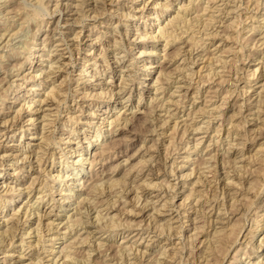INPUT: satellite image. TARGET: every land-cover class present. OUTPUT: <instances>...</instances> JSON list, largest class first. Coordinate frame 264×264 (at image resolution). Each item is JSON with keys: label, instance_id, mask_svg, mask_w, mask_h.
Segmentation results:
<instances>
[{"label": "rangeland", "instance_id": "rangeland-1", "mask_svg": "<svg viewBox=\"0 0 264 264\" xmlns=\"http://www.w3.org/2000/svg\"><path fill=\"white\" fill-rule=\"evenodd\" d=\"M29 1H32V2L30 3ZM41 1L45 3V5L43 3L41 4L40 3ZM44 1L43 0L37 1L38 5L40 4L39 6H37L36 0L35 1L34 0H23V1L22 0H0V3H1L0 4V36H1V32L2 33L6 32L4 35L5 37L4 36L0 37L2 38L0 39V90L3 89L0 91V94H1L0 95V104H1L0 105V123L3 122V120L12 119L13 117L14 118L19 117L20 121L26 119L25 116L32 113V111L29 109H32L33 105L37 104V102L43 98V93L48 91L52 84L58 85L61 81H63V78H64L63 76H66L64 80H66V82L68 83V84L66 83L68 86L66 85L67 88L65 89L63 93V98L61 99L58 106H55V104L54 105L51 104L52 107L51 105L49 106L45 105L47 108L45 113H47L48 117L46 116L44 121H43L41 114L36 116L37 119H35L33 124H30L28 126L29 129L26 130L23 134H20L21 132L19 130L20 129L19 126L21 122H18L17 126L15 127L16 130L10 133L3 134L0 131V146L2 147V149L0 150V155L7 154L8 156L7 159H4L2 162L0 159V178H2L0 179V218H1L0 227L3 225V221L5 220V218L9 217L12 214V212H14V210L17 209L19 205L23 206L27 202H29V204H33L36 200V196H37L36 191L38 189H41L43 187L44 189L45 188L50 189L52 185L55 184L52 190L56 191L55 192L56 194L58 188H64V186H62L64 182L62 181L59 184L56 181L57 177H55V175L58 174V172L61 170L62 171L70 170L72 166L76 165L74 160L78 154V153H70L68 152V150L74 149V148H78V149L83 148V147L85 148L87 146V143L89 141H92V139L94 138L92 136L94 133V130L98 128L103 133H106L107 135L103 141L98 142L99 144L106 143L112 138H114L116 142L119 143L117 145L116 151H108V154H106L105 159L101 160L100 162L96 164H93L92 166L93 167V177L95 178V175L100 176V178H102L105 181L104 182L102 179L98 181V184H100L98 185V187L99 189H101V191L99 190L101 194L99 195V198L100 199L103 198L102 200L104 203L107 202V204L100 202L104 206L100 204L99 209L102 208L101 213L105 215V217L112 215V213L113 214L116 213L115 216L117 217L114 216V220L117 219L118 221L116 223L115 222L116 220L115 221L113 220L116 223V224L114 223L115 225H113V227L106 226L107 228L100 229L99 227L96 226V224H99V223H97L94 218L96 214L95 210H90L86 212L83 209V214L81 213L82 219L83 220L89 219L88 220L89 223H92L94 226L83 228L82 226L78 225L74 227L68 226L69 229L66 228V231H69V234H67L66 236L68 239L71 236V234L72 235L74 234L75 236L76 231L80 233L82 232L84 233L85 231V234L88 235L87 241H84V243L79 244V245L77 244L71 249V250L74 249L76 254L74 253L73 258H72L73 260L71 259V261L67 262L66 264H74V263L81 264L82 262H83L82 264H91V263L92 264H95V263L96 264H113V263L114 264H126V263L133 264L132 261H135V260H137L138 262L141 261V263L142 262L145 263L146 260H150V264H152L153 263L152 261L156 259H160V260L162 259L161 264H164L165 262L163 261H165V259L168 258L167 256L168 253H171L174 251H175V253L173 254L174 261L172 263L175 264V262L178 261V258L181 255L180 252L178 253L176 252L177 251V249H175L176 247L178 248V246L183 244L184 251H186V254L189 253L191 249L192 241H191L190 235L193 232L192 231L193 225L189 224L190 222L189 217L191 218L195 217L194 207L196 205L194 204H196L195 198L197 197L198 193H194L190 198H187V199L184 197H186L188 194L189 188L191 187V182L197 179V177L202 182L200 181L201 184L199 183V185L198 184L194 185V187H196L197 189H200L199 190L200 194L204 191L203 194L205 195L206 193V197L204 195H203L204 197L203 196L201 197L202 198L208 197V200H209V201L207 200L208 202L205 205L206 207L205 209L207 210V208L209 207L208 203H211V202L212 204H214L213 205L214 208L212 209L211 213H209L210 216L208 213H207L208 215L206 214V210H205V213L204 211L201 212V213H204L203 215L204 218L201 217L202 219H200L199 217V219L204 221L206 225V226L204 225V227L207 232H205L204 235H202L199 240L205 239L206 237L207 239L204 240L205 243L201 242L203 245L200 244L199 240L196 241L195 242L196 246L194 247L195 250H197V248H204L208 245V243H210L209 233L213 231L214 227H212L211 225L209 226V224H212V220H215V218H217L215 216L217 215L216 212H219V217H221V220H223L224 222H228V223L227 224L222 223L223 221L219 220V221H216L217 223L215 226L219 228L220 226L226 224V226H228L227 228H229L228 230L231 231V232L228 230L227 232L225 231L226 233H224L225 235H223L221 242H220L222 243L221 246L225 245V247H227V244L229 245L230 243V242L228 243L227 241H229V239L231 241V239L233 238L231 236H235L236 235L235 233H238L240 229L241 231L236 237L237 238L236 241L231 245V247L226 249L227 252H225L224 247H223L224 249L220 247L222 251L218 250V254L215 253V256H214V252H217L216 249H218L219 247L215 248V250H213L214 252L212 251L213 253H211V256H210L212 258L210 263L211 264H228V261H231V258L237 249L238 252L234 256L235 259H233L231 264H264V240H262V237L264 236V217L262 218V215H261V213H264V210H263L264 209V187H263L264 186V155H263L264 154V150H263L264 149V106H263L264 105V92H263L264 88L263 90L262 88H259L260 85L264 83L263 81L264 79V69H263L264 68V54H263L264 53V46H263L264 45V11H263L264 10V0H255V1L254 0H231V1L224 0L223 4H221L222 1L221 2L219 1L216 3V5H214V6H217L214 9H218V10L213 11V15L215 16V18L213 19L215 20H213V23L211 22V24L203 23V21L205 22V18L207 15L202 16L203 15L202 8L207 6V4L213 5L214 2L208 1V0H194L195 2L194 4L196 5L198 4L197 5L198 8L196 7V5L193 4L194 8H192L191 11H189V13H186V15H187V18L191 19L192 21L191 23H194L193 25L196 26L197 24L196 27L193 26V28L195 29L194 38H195V41H197V43L195 42L194 44L195 46L192 45V48L188 45L187 42L183 43L184 45L182 44L183 40L187 39L186 35H187V32H190L189 30L183 34L182 39L171 41L169 44L166 45L165 49H164V45L166 42L165 39L167 40V38L165 37V35H162L161 33L158 32L157 26L162 25L163 23L165 24L168 21H170L171 18L175 15L174 13L181 10L179 6L182 3H187L189 0H158V1L156 0L157 2H159V4H155L154 3L155 0H116V2L115 0H111V1L104 0L105 4L107 3V8L109 7L108 8L109 11L108 10L104 11V14H106L104 17L105 19L104 23L100 22L99 20H96L95 22V20L92 18L93 17L92 15L95 13H93L92 10H88V3L90 2L89 3V6H90L93 0H44ZM60 2H63L66 4V7L63 6L62 10H59L55 7V3L57 4ZM83 2L84 3L86 2L85 5ZM144 3L146 4L144 5ZM163 3L165 4L163 5ZM166 4H169L168 10L165 9ZM41 5H43L45 8L43 6L42 8ZM79 5L82 6L83 11L86 13V14L83 13V17H81L82 15L80 16V14H82L81 13L82 11L79 10L80 9ZM98 5L100 6V4ZM19 6L20 8L18 9ZM24 6L26 7L24 8ZM38 7H41L42 9L40 8L38 10ZM134 7L136 8L137 11H133ZM137 8L138 9L142 8V11L141 12L138 11ZM17 10L18 11L20 10V11L17 12ZM24 10L26 11L28 10L27 11L28 15L24 13L26 12ZM96 10L98 11V9L95 8V11ZM99 10H102V9L99 8ZM153 10L161 11V15H160L161 17L158 20H153V17H152L153 14H149L150 16L149 15L147 16V13L149 11L153 12ZM36 11H37V16L35 18L31 17V13L36 12ZM59 13H60V18H61L60 26L59 28L51 32V29L53 27L52 21L53 19H56V17L59 16L58 15ZM91 13L93 14L91 15ZM132 13H136L134 18L131 16ZM22 18L25 20H22ZM31 18L32 20H30ZM36 20L38 22H36ZM159 22L160 24H158ZM203 25L205 26L203 27ZM18 28H19V31H18ZM15 29H17L19 33H17ZM118 30L119 31L121 30V31L119 32ZM179 31L181 30L179 29L178 32ZM11 32L13 34H11ZM14 32H15V35H14ZM218 32H220V35ZM9 34L11 35L6 37ZM61 34H63V36H61ZM86 34L88 35V37L84 38L83 40L86 43L83 42L77 45L78 42H75L77 40L75 38L76 37L79 38V36H84ZM76 35H79V36H76ZM60 39H63L65 42L68 41L67 43L70 46L69 48L72 50L71 52H69L68 49L64 47V45H57L56 47H54L55 46L54 44L61 41ZM31 40L33 42H31ZM115 42H118V43L120 42L119 44L121 45V48L116 50V52L126 50L124 52L119 53L120 55L124 53L125 56H122L123 58L120 57L119 54L117 55H118V58H121L120 62L124 61L123 62L124 66L122 67L123 68L122 70H125L124 73L129 74L127 75L128 77H126L127 79L120 80L121 77L119 74H120L121 68H118L119 66H117V63H114L115 61H113L114 59H112L111 53L108 54L109 56L107 57L108 59L106 58L107 59L106 61L99 62L98 60L101 57V54H98V53H101L107 49L108 50L112 49L114 47L113 44ZM178 44L182 46L181 47L182 53H180L174 59L176 61L172 59L170 62H167L168 58L167 57L165 58V56L162 54H165L166 52L167 53L173 52L176 46H179ZM228 47L230 51L228 50ZM11 48H13V50ZM55 48L57 49L54 50ZM183 48L185 51L183 50ZM226 48H227V51H225ZM230 48H232V50ZM140 49H144L145 52L141 54L142 56L140 55V57H138L139 56L138 50ZM233 49H235L236 51L235 50L233 51ZM31 50H37L38 51L37 53H41V50H42L44 52L42 54L43 56L39 54L40 57L38 58L36 56L32 57V55L29 53L31 52ZM59 55L61 56L60 57L61 59L62 58L64 59V61H68V62L71 61L70 62L71 64L67 65L66 67L63 66L59 68L56 72L51 73V75L48 78L44 79L45 78L44 74H46L49 71L50 69L49 64L50 62H52V61H49L48 58L54 57L56 59ZM94 56H96L97 58L99 57V58L97 59ZM163 56L164 58L162 59ZM68 57L71 60H69ZM91 57L97 60L96 65L92 64L91 59L90 61L84 62L85 59L91 58ZM142 57L145 58L146 63H151L153 61H156V62H153L154 65L155 64L156 65L149 69L150 74L147 76L143 75L145 70L140 68L141 62L139 61V58H142ZM82 58L84 60H82ZM182 58H185L184 59L185 64L183 66L184 70L178 69V72H177V68H175L176 67L175 65H177V63L180 64ZM226 59L228 63L226 62ZM190 61H191V64L189 63ZM106 63H108V65L110 66L109 70L106 67ZM127 63H128V67H126ZM16 64H19L22 67L19 69V65H16ZM31 65H36L35 67L37 68H34L31 74L29 75L28 74L29 66ZM161 65H162L163 73L164 72L168 73L167 71H169V74L167 75L173 74L172 76L169 77V80L168 79H165L166 81L164 80L163 77H165L166 74L161 76V80L156 79V77L160 73L159 68ZM181 65H183V63H181ZM53 66L55 67L56 65L53 64ZM256 66L258 68H255ZM190 69L192 72L190 71ZM188 72H190L192 75ZM33 74L35 77L33 76ZM156 80H159V82H157ZM37 81L38 82L40 81V84L34 85V83ZM218 81L220 84L218 83ZM62 83H65V81ZM117 87H119V90L121 91L122 96L121 94H119L118 96L117 95L110 96L111 92H115L116 90H118ZM186 87L189 90H186ZM33 88H36L35 93H32ZM86 91L90 93L88 94ZM225 91H228L229 93L227 92L228 94H226ZM256 91L257 92L260 91V93H257ZM97 92H99L100 94ZM87 94L90 96H88ZM222 94H223V97H222ZM227 95L229 96L227 97ZM32 98L35 99L34 100L35 103H33L30 106V108H27L26 105L32 103L31 102ZM260 98H262L263 100ZM260 103L262 105H260ZM219 106H222V107H219ZM17 109L19 110L17 111ZM17 112L19 114H17ZM107 114H108L109 119L114 117L116 114H120V115L122 114L120 117V122H122L124 116H126V118H129V119L126 122V125L115 126V128L113 127L112 129H115V130L111 129L113 131L112 133L106 132V130H108L113 125L111 124L108 126L107 122H104L102 120V117H104ZM170 114L171 115L173 114V115L170 117ZM73 115L76 117H81V118L76 119ZM46 121L47 122L49 121V123L50 122L51 123L49 124ZM162 121L166 123H163ZM44 122L46 123L44 124ZM146 130H149L150 132L149 131L147 132ZM33 134L34 135L36 134V135L34 136ZM41 136H45L47 138L50 137V138H48L47 144L45 142H41L43 147L41 146L39 148L38 142H40ZM142 143H143V146H141ZM151 143H154L156 146V151L154 153L155 155L154 158L156 160L154 159L152 161V163H154V169H155L153 173L154 172L156 173L157 171L158 172L154 175L149 174L147 177L149 179L152 178L153 181L156 180L157 183L159 182L158 187L161 185L160 187H162L163 190H164V187L167 185L166 186L167 188L165 187V190H164L165 192L163 195L166 197V199L168 200V203L170 204V208L172 209V212H173L171 215L173 216V218H170L171 216L169 214L170 210L168 212V210L164 208H161L159 210L161 213L158 212L157 214H155V216H153V218H151V214H154L156 210L153 208L155 210L154 211L150 205L148 208H145L144 210H142V212H138L139 211L138 209L140 206L139 207L135 206V202L133 201V197H132L134 196V192L127 194L125 196L124 199L125 200L127 199V203L125 205L123 204L122 200L116 202L114 204L116 209L106 216V214L103 213L106 210L103 208H106L105 206H108L109 204L111 206L112 201L116 199L115 196L116 197L119 196L121 191H123L125 187L127 188V186H128L127 189H131L132 187L134 189L135 185L136 184L138 185V182L140 184L142 180L146 177V173L148 171L145 170L146 167H144L143 164L145 161L144 159H146L148 156H145L147 151L145 150L144 147L151 145ZM24 146H25V150L21 149ZM34 151H38V153L42 155V158H41L42 161L40 162L41 163L40 166L38 165V163H36L37 162L36 157L35 159L33 157L35 155ZM232 151H234L235 153H232ZM19 152L30 153L31 155L30 160L21 161L20 159L17 160L15 157H12L14 154H17ZM188 154L190 155L189 160L186 161L187 160L186 157ZM260 154L262 157L260 156ZM226 156L228 158L230 156L231 161H235L236 163L235 162L228 163ZM261 159L263 160V162L261 161ZM197 160L198 162H200V164L196 162ZM225 160H226V164H225ZM204 163H206L207 165H204ZM233 163H235V165L237 164V166L241 165L240 168H241V173L243 174V176L241 175L242 177L240 176L239 179L234 178L236 183L233 184L234 185L233 188L238 187L237 188L238 190H236L237 194L241 192L240 193L241 195H238L237 198H241V196L244 195L242 197H245V198L241 200L240 204L238 203L239 204L238 207L239 209L241 208L240 209L241 212H242V208L246 210L247 216L244 215V217L242 218L240 216V213H235V215H233L231 219L229 218L228 220H225L223 219L225 217V215L223 214V211H224L223 209L224 207H229V203L231 202L230 200L231 197H229L230 195H227V193L226 194L221 193V188L223 187L222 185L224 181L222 178L223 176L222 173L226 171L228 172L231 170H232L230 172L231 174L232 172L233 173L237 172V168L234 165H232ZM200 167L202 168L200 169ZM205 167L207 168L206 170H208L207 172H205ZM79 170L84 175V178H86V179L83 178V180H87V181H85V184H84V187H82V190L78 192L77 195L74 197L76 201L80 200L79 198H81V196L86 195V192L84 193V189H86L89 186V182L92 180L91 179L92 177H90L92 173L89 172V165L87 162H85L82 167H79ZM129 170L132 172L130 173V175H127L128 176L127 177L125 174ZM45 172H47V174ZM182 173L184 174L186 173L188 175L185 178V180L187 181H185L184 178H180L179 175H181ZM135 175L138 177H136V179L132 181ZM34 176L36 177V180L32 186V192L29 193L27 187L29 186L30 180ZM87 177L88 178L90 177L91 180L88 181L89 179ZM111 179H117V180H112L116 182L118 181L116 185L117 187L114 186L116 189L114 188L110 189V187L108 188V184L111 181ZM121 179L124 181V183L125 182L126 183L124 184ZM106 180L109 181L108 184ZM183 182H185L184 187L181 188ZM119 183H120V186L118 185ZM131 184H132V187H131ZM11 185L13 186L12 189L9 188V186ZM214 186L215 187L217 186L216 191L218 193L216 192L217 193L216 201L213 202L212 200L213 197L212 196L210 197L209 195L213 193L212 191H213ZM70 188L76 191L80 188V185L74 184V186L71 185ZM156 188L154 189V192L149 193V194L145 192L143 193L140 192L139 194H137L140 196V201L138 202L137 205H142V202L145 200V198L147 200L149 198L152 200H155V198L153 197V194L156 193L157 191ZM168 188L170 190H168ZM111 190L112 191L114 190V191L112 192ZM116 191H118L119 194L118 193L115 194ZM131 194L133 195L131 196ZM14 195L16 198L15 199L16 202H13V204L10 207L7 206L6 207L7 210L3 211V206L7 205V202L5 201V199H8L9 197L14 196ZM58 197L59 195H55V198H58ZM39 201H40V208L42 209V211L43 210L47 211L50 209L51 207L50 204L52 202L51 201L48 202L46 197H44L43 201L39 199L36 202L39 203ZM178 202H181V203L184 202V204L179 205ZM133 203L134 205H132ZM220 203H221V206H220ZM76 205L77 203H75V205L73 204L74 208L72 205L71 207L67 205H62L61 207H57L56 205L52 206L51 213L57 214V216L52 215V218L58 217L60 219L62 218L64 219L66 215H68L67 213L71 214L72 211L74 212ZM70 209H73V210L70 211ZM183 210H186V211L184 212ZM252 210L253 211L256 210V213L253 214ZM128 211L129 212L134 211V212H131L132 213L131 215V213H129ZM127 213L129 214V216ZM134 213H136V215H133ZM85 214L87 216H85ZM226 214H229V213H226ZM103 215H101L102 216L101 221L103 220V223L100 222L101 225H104L105 220H106V218L103 219L104 217ZM249 216L251 219H248ZM253 216H255L256 219ZM208 218L209 220H207ZM140 219H143L140 221V224L144 223V225L142 224V226L146 227L148 225L147 227H149V230H152L153 228L155 232L157 231L156 233L158 235L156 236V238L155 236L151 237V240H149V242H148V239L147 240L144 239L141 241V244H136L137 245L136 246L135 244L132 243V240H133L132 238L134 237L130 238L131 237L130 233L132 232L131 231L132 229H130V227L127 225H128V221L130 222L131 220L138 221ZM243 219H244V223H243ZM58 220H55V222H57ZM125 220L127 224L125 223ZM255 220H256V223H255ZM33 221L34 219H32V222ZM205 221H207V223L209 221V223L207 224ZM93 222L94 223L96 222V223L94 224ZM118 222L119 224H122V225H117ZM155 223L157 225H155ZM199 223L201 224L202 222H199L198 220L197 224L199 225ZM229 223L231 224L229 225ZM233 223L235 225H233ZM123 224H126V227ZM25 226H27V223ZM250 226H251L250 230L252 231H250L248 234L246 232L249 231L247 229H249ZM230 227H232L233 230L230 229ZM236 228L238 229V231ZM1 229L2 228H0V230ZM105 229H108V230H105ZM159 229L162 231V233ZM167 229L169 230V232H167L168 231ZM61 231H63V229H61ZM234 231L235 233H233ZM228 232L230 233L229 235H228ZM244 233L246 234L247 237L245 236ZM226 234L228 235L227 237H226ZM106 235L111 236V238L107 240L106 243L111 244L113 247H111V250H103V251L97 250L95 247H96V242L100 239L99 236H106ZM47 238L48 236L46 235V231H44V232H41L40 239L42 240H40L38 244L35 243L37 237L33 235V233L31 234L30 238L27 236L24 238V243L22 242L20 243V241H18V234L14 237V240L12 241L11 244H9V242L6 239L5 248L8 250L6 253L10 252L11 255L8 256L4 254L2 250L0 249V264H3L1 263V260L3 258H5V264H13L14 262L16 264H19V263L28 264L29 262L36 261L38 257L40 256L41 257L43 256V264H50L52 261L48 260V257L50 256H47L48 252L45 251L44 248L53 250L55 254L57 255V250H59L61 246L66 242L62 238L55 239L50 242V240H48ZM245 239L246 241H244ZM247 240L249 241L251 240V241L247 242ZM223 241L226 243L223 244ZM146 242L148 243L147 249L145 248ZM178 242H181V244ZM129 244L131 245L133 244L134 246L129 251V253L132 252L134 256L132 254L127 253L129 249H122L123 250L122 251L120 250V248H117L119 246L123 247V245L127 246ZM43 246L44 248H42ZM163 246H166L165 250L168 251L165 254L160 253L163 251L162 250ZM135 247L141 249L142 251L144 248L146 250L144 253H142V255L141 253H138L137 255ZM20 250L25 254L20 256L19 258L18 255H20L19 254ZM85 251L86 253H88V256H86L87 254H85ZM89 252L91 253L89 254ZM223 252L225 253L223 254ZM220 254H223V255H220ZM155 255H158V256H155ZM75 257L78 258V260H76ZM17 260H20L21 262L19 261L17 262ZM213 260L215 262L220 260L221 262L218 261L215 263ZM181 264H199V263H197V260H194L193 263L190 262L189 260V261H186V263L183 262Z\"/></svg>", "mask_w": 264, "mask_h": 264}, {"label": "bare ground", "instance_id": "bare-ground-1", "mask_svg": "<svg viewBox=\"0 0 264 264\" xmlns=\"http://www.w3.org/2000/svg\"><path fill=\"white\" fill-rule=\"evenodd\" d=\"M23 1V0H22ZM35 1V0H34ZM37 1H40V0H36V3H37ZM44 1V0H43ZM111 1V0H110ZM109 1V2H110ZM158 1V0H157ZM156 0H155V4H159V2H157ZM208 1H212V2H214V4L213 5H208L207 3V6H205V7H203L202 8V11H203V15L202 16H205V15H207L206 16V18H205V22L203 21V23H206V24H211V22L213 23V20H215V19H213V18H215V16L213 15V11H217L218 9H214L215 7H217V6H214V5H216V3L217 2H221L222 1V3L221 4H223L224 3V0H208ZM231 1V0H230ZM255 1V0H254ZM18 2V1H17ZM30 3L32 2V1H29ZM44 2H46V1H44ZM66 2V1H65ZM113 2V1H112ZM115 2H116V0H115ZM120 2V1H119ZM148 2V1H147ZM6 3V2H5ZM41 4L43 3L42 1L40 2ZM84 3V2H83ZM86 3V2H85ZM85 3H84V5H85ZM90 3V2H89ZM89 3H88V10H92L93 11V13H95V14H93V13H91V15L93 16L92 18L95 20V22H96V20H99L100 22H105V19H104V17H105V15L106 14H104V11L105 10H108V8H107V3L105 4V1L103 0H93L92 2H91V4H90V6H89ZM195 2H194V0H189L187 3H182L180 6H179V8H181V10H179V11H177L176 13H174L175 15L171 18V20L170 21H168L167 23H163L162 25H159V26H157L158 27V32L159 33H161L162 35H165V37L167 38V40L165 39V45H164V49H165V47H166V45L167 44H169L171 41H176V40H180V39H182V36H183V34L186 32V31H189L190 30V32H187V35H186V38L187 39H184L183 40V42H182V44L183 43H188V45L192 48V45H194L195 44V42L197 43V41H195V34H194V32H195V29L193 28V26H195V25H193L194 23H191L192 21H191V19L190 18H187V15H186V13H189V11H191V9L192 8H194L193 7V4H194ZM233 3V2H232ZM231 3V4H232ZM1 4V3H0ZM22 4H24V3H22ZM25 4H26V2H25ZM44 5H45V3H43ZM79 4V3H78ZM77 4V5H78ZM80 4H82V3H80ZM98 4H100V6L98 5ZM146 3H144V5H145ZM150 4V3H149ZM165 3H163V5H164ZM239 4V3H238ZM244 4V3H243ZM246 4H247V2H246ZM254 4V3H253ZM257 4V3H256ZM40 5V4H39ZM38 5V3H37V6H39ZM194 5H196V4H194ZM198 5V4H197ZM197 5H196V7H197ZM262 5H263V3H262ZM18 6V5H17ZM22 6V5H21ZM27 6V5H26ZM26 6H24V8L26 7ZM29 6V5H28ZM43 5H41V7H42ZM63 6L64 7H66V4L65 3H63V2H60V3H55V7L57 8V9H59V10H62V8H63ZM244 6V5H243ZM255 6V5H254ZM36 7V6H35ZM41 7H38V10L41 8ZM44 7V6H43ZM42 7V8H43ZM48 7V6H47ZM47 7H46V9H47ZM79 7H80V9L79 10H81L82 12V14H80V16L81 17H83V13H85L84 11H83V9H82V6L81 5H79ZM142 7V6H141ZM144 7V6H143ZM20 8V6L18 7V9ZM34 8V7H33ZM41 8V9H42ZM45 8V7H44ZM95 8L96 9H98V11L96 10L95 11ZM99 8H101L102 10H99ZM198 8V7H197ZM223 8V7H222ZM233 8V7H232ZM14 9V8H13ZM17 9V8H16ZM29 9V8H28ZM31 9V8H30ZM65 9V8H64ZM112 9V8H111ZM134 10L133 11H137L136 10V8L134 7L133 8ZM138 9V8H137ZM166 10H168L169 9V4H166V8H165ZM220 9V8H219ZM246 9V8H245ZM8 10V9H7ZM44 10V9H43ZM42 10V11H43ZM147 10V9H146ZM231 10V9H230ZM235 10V9H234ZM233 10V11H234ZM256 10V9H255ZM6 11V10H5ZM10 11V10H9ZM20 11V10H19ZM18 10H17V12H19ZM22 11V10H21ZM24 11H26V10H24ZM28 11V10H27ZM27 11L26 12H24L25 14H27ZM30 11V10H29ZM33 11H35V10H33ZM95 11V12H94ZM109 11V10H108ZM138 11H142V8L141 9H138ZM229 11V10H228ZM246 11V10H245ZM252 11V10H251ZM264 11V10H263ZM39 12V11H38ZM45 12V11H44ZM87 12V11H86ZM119 12V11H118ZM166 12V11H165ZM181 12V13H180ZM235 12V11H234ZM4 13V12H3ZM9 13V12H8ZM12 13V12H11ZM16 13V12H15ZM41 13V12H40ZM198 13V12H197ZM218 13V12H217ZM223 13V12H222ZM237 13V12H236ZM18 14V13H17ZM42 14V13H41ZM40 14V15H41ZM86 14V13H85ZM110 14H112V13H110ZM135 14L136 13H132L131 14V16L134 18L135 17ZM149 14H153V20H158L161 16V11L160 10H153V12L151 11H149L148 13H147V16L149 15ZM253 14V13H252ZM7 15V14H6ZM11 15V14H10ZM15 15V14H14ZM28 15V14H27ZM59 16L58 17H56V19H53V21H52V24H53V27H52V29H51V32L52 31H54V30H56L57 28H59V26H60V23H61V18H60V13L58 14ZM77 15V14H76ZM88 15V14H87ZM91 15H90V17H91ZM163 15V14H162ZM12 16V15H11ZM17 16H19V15H17ZM24 16V15H23ZM37 16V11L36 12H32L31 13V17H33V18H35ZM150 16V15H149ZM196 16H198V15H196ZM246 16V15H245ZM252 16V15H251ZM8 17V16H7ZM22 17V16H21ZM27 17V16H26ZM39 17V16H38ZM44 17V16H43ZM121 17V16H120ZM126 17V16H125ZM140 17V16H139ZM225 17V16H224ZM24 18V17H23ZM22 18V20H25V19H23ZM28 18V17H27ZM30 18V17H29ZM41 18V17H40ZM112 18V17H111ZM192 18V17H191ZM196 18V17H195ZM234 18V17H233ZM238 18V17H237ZM247 18H249V17H247ZM253 18V17H252ZM8 19V18H7ZM80 19V18H79ZM217 19H218V17H217ZM216 19V20H217ZM262 19V18H261ZM2 20V19H1ZM6 20V19H5ZM4 20V21H5ZM30 20H32V18L30 19ZM33 20H35V19H33ZM194 20V19H193ZM251 20V19H250ZM20 21V20H19ZM29 21V20H28ZM40 21V20H39ZM201 21V20H200ZM233 21V20H232ZM242 21V20H241ZM10 22V21H9ZM26 22V21H25ZM30 22V21H29ZM36 22H38L37 20H36ZM41 22V21H40ZM120 22V21H119ZM166 22V21H165ZM197 22V21H196ZM220 22V21H219ZM224 22V21H223ZM244 22V21H243ZM24 23V22H23ZM227 23V22H226ZM234 23V22H233ZM238 23V22H237ZM2 24V23H1ZM127 24V23H126ZM158 24H160V22L158 23ZM157 24V25H158ZM205 24V25H206ZM215 24V23H214ZM221 24V23H220ZM20 25H22V24H20ZM83 25V24H82ZM92 25V24H91ZM205 25H203V27L205 26ZM254 25V24H253ZM257 25V24H256ZM7 26V25H6ZM5 26V27H6ZM137 26V25H136ZM139 26V25H138ZM196 26H197V24H196ZM195 26V27H196ZM207 26V25H206ZM209 26V25H208ZM238 26V25H237ZM255 26V25H254ZM11 27V26H10ZM12 27H13V25H12ZM11 27V28H12ZM19 27V26H18ZM21 27V26H20ZM27 27V26H26ZM117 27V26H116ZM129 27V26H128ZM201 27V26H200ZM232 27V26H231ZM16 28V27H15ZM134 28V27H133ZM145 28V27H144ZM202 28V27H201ZM208 28V27H207ZM237 28V27H236ZM4 29H6V28H4ZM21 29V28H20ZM181 30V31H179L178 32V30ZM223 29V28H222ZM224 29H225V27H224ZM227 29V28H226ZM229 29V28H228ZM13 30V29H12ZM16 31H17V29H15ZM60 30V29H59ZM90 30V29H89ZM117 30V29H116ZM245 30V29H244ZM4 31V30H3ZM18 31H19V28H18ZM17 31V33H19ZM32 31V30H31ZM119 31V30H118ZM121 31V30H120ZM119 31V32H120ZM222 31V30H221ZM13 32V31H12ZM11 32V34H13ZM27 32V31H26ZM90 32V31H89ZM103 32V31H102ZM210 32V31H209ZM6 33V32H5ZM5 33L3 32H1V36L0 37H3L4 35H5ZM8 33H10V32H8ZM17 33H16V35H17ZM46 33V32H45ZM80 33V32H79ZM143 33V32H142ZM199 33V32H198ZM219 33V35H220V32H218ZM245 33V32H244ZM11 34H9V35H7L6 37H8V36H10ZM89 34V33H88ZM124 34V33H123ZM204 34H206V33H204ZM216 34V33H215ZM14 35H15V32H14ZM31 35V34H30ZM134 35V34H133ZM148 35V34H147ZM197 35V34H196ZM208 35V34H207ZM214 35V34H213ZM222 35V34H221ZM13 36V35H12ZM61 36H63V34H61ZM73 36H75V35H73ZM72 36V37H73ZM76 36H79V35H76ZM153 36V35H152ZM205 36V35H204ZM210 36V35H209ZM5 37V36H4ZM65 37V36H64ZM88 37V35L86 34V35H84V36H79V38H75V39H77L75 42H78L77 43V45L78 44H80V43H83V42H85V41H83L84 40V38H87ZM138 37V36H137ZM155 37V36H154ZM208 37V36H207ZM223 37V36H222ZM225 37V36H224ZM18 38V37H17ZM134 38V37H133ZM164 38V37H163ZM233 38V37H232ZM0 39H2V38H0ZM5 39V38H4ZM90 39V38H89ZM119 39V38H118ZM126 39V38H125ZM155 39V38H154ZM234 39V38H233ZM248 39V38H247ZM7 40V39H6ZM27 40H29V39H27ZM35 40V39H34ZM57 40V39H56ZM61 41H59V42H57L56 44H54L55 46L54 47H56L57 45H64V47L65 48H67L68 49V51L69 52H71L72 50L69 48L70 46L68 45V41H64L63 39H60ZM249 40V39H248ZM252 40H254V39H252ZM261 40V39H260ZM5 41V40H4ZM118 41H120V40H118ZM199 41V40H198ZM31 42H33L32 40H31ZM246 42V41H245ZM262 42V41H261ZM3 43V42H2ZM7 43H8V41H7ZM27 43V42H26ZM70 43H71V41H70ZM86 43V42H85ZM118 42H115L113 45H114V47L112 48V49H107V50H104L103 52H101V53H98V54H101V57L98 59L96 56H94V57H96L98 60H99V62L100 61H102V62H104V61H106L108 58V54H110L111 53V55H112V59H114L113 61H115L114 63H117V66H119L118 68H121V70H120V80L121 79H127L126 77H128L127 75H129V74H127V73H124V71L125 70H122L123 68V66H124V64H123V62H120V59L121 58H118V55L117 54H119V53H121V52H124V51H126V50H123V51H118V52H116V50H118V49H120L121 48V45L118 43ZM164 43V42H163ZM199 43V42H198ZM240 43V42H239ZM252 43H254V42H252ZM241 44V43H240ZM250 44V43H249ZM43 45V44H42ZM89 45V44H88ZM179 45V44H178ZM184 45V44H183ZM229 45V44H228ZM246 45V44H245ZM5 46V45H4ZM29 46V45H28ZM195 46V45H194ZM233 46V45H232ZM241 46V45H240ZM264 46V45H263ZM6 47V46H5ZM30 47V46H29ZM78 47V46H77ZM182 46L181 45H179V46H176V48L173 50V52H171V53H167L166 51V53L165 54H162V55H164L165 56V58L167 57L168 59H167V62H170L172 59L174 60L180 53H182L181 52V50H182V48H181ZM18 48V47H17ZM58 48V47H57ZM57 48H55L54 50H56ZM81 48V47H80ZM108 48V47H107ZM130 48V47H129ZM186 48H188V47H186ZM241 48V47H240ZM239 48V49H240ZM12 50H13V48H11ZM21 49V48H20ZM28 49V48H27ZM123 49H125V48H123ZM225 49V48H224ZM231 50H232V48H230ZM7 50V49H6ZM11 50V51H12ZM16 50V49H15ZM19 50V49H18ZM23 50V49H22ZM21 50V51H22ZM77 50V49H76ZM75 50V51H76ZM129 50V49H128ZM183 50H184V48H183ZM207 50V49H206ZM228 50H229V47H228ZM235 49H233V51H234ZM241 50V49H240ZM10 51V50H9ZM25 51V50H24ZM78 51V50H77ZM161 51V50H160ZM185 51V50H184ZM208 51V50H207ZM225 51H227V48H226V50ZM230 51V50H229ZM236 51V50H235ZM15 52V51H14ZM38 51L37 50H31V52H29L31 55H32V57H34V56H36L37 58L38 57H40L39 56V54L41 55V56H43L42 54L44 53L42 50H41V53H37ZM145 52V50L144 49H140V50H138V53H139V56L138 57H140V55L142 54V53H144ZM170 52V51H169ZM189 52V51H188ZM200 52V51H199ZM213 52H214V50H213ZM223 52V51H222ZM221 52V53H222ZM11 53V52H10ZM9 53V54H10ZM17 53V52H16ZM27 53V52H26ZM190 53H191V51H190ZM201 53V52H200ZM208 53V52H207ZM230 53V52H229ZM18 54V53H17ZM72 54V53H71ZM133 54V53H132ZM189 54V53H188ZM264 54V53H263ZM262 54V55H263ZM3 55V54H2ZM1 55V56H2ZM95 55V54H94ZM120 55V54H119ZM207 55V54H206ZM10 56V55H9ZM21 56V55H20ZM24 56V55H23ZM70 56V55H69ZM122 56H125L124 55V53L122 54V55H120V57H122ZM142 56V55H141ZM164 56L162 57V59L164 58ZM208 56V55H207ZM248 56V55H247ZM5 57V56H4ZM61 56L59 55L56 59L54 58V57H50V58H48L49 59V61H52V62H50V64H49V67H50V69H49V71L46 73V74H44V79H46V78H48L50 75H51V73H53V72H56L59 68H61V67H66L67 65H69V64H71L70 62L71 61H64V59L62 58H60ZM202 57H204V56H202ZM213 57H214V55H213ZM215 57H217V56H215ZM229 57V56H228ZM227 57V58H228ZM2 58V57H1ZM69 58V57H68ZM107 58V59H106ZM123 58V57H122ZM262 58V57H261ZM30 59V58H29ZM61 59V60H60ZM90 59L92 60V64H94V65H96L97 63H96V59L95 58H93V57H91V58H87V59H83L82 58V60H84V62H87V61H90ZM116 59V60H115ZM184 59L185 58H182L181 59V63H183V65H181V63L179 64V63H177V65H175L176 67L175 68H177V72H178V69L179 70H182L183 69V66H184V64H185V62H184ZM215 59V58H214ZM229 59V58H228ZM3 60V59H2ZM27 60V59H26ZM69 60H71L70 58H69ZM132 60H133V58H132ZM196 60V59H195ZM208 60V59H207ZM216 60V59H215ZM218 60V59H217ZM219 60H220V58H219ZM222 60V59H221ZM231 60V59H230ZM109 61V60H108ZM139 61L141 62V64H140V68H142L143 70H145V72L143 73V75L144 76H147V75H149L150 74V72H149V69L150 68H152V67H154L155 65H154V63L153 62H156V61H153V62H151V63H146L145 62V58L144 57H142V58H139ZM166 61V60H165ZM174 61H176V60H174ZM214 61V60H213ZM234 61V60H233ZM139 62V63H140ZM193 62V61H192ZM195 62V61H194ZM226 62H227V59H226ZM226 62H224V63H226ZM57 63V64H56ZM134 63V62H133ZM190 64H191V61L189 62ZM215 63V62H214ZM217 63V62H216ZM221 63V62H220ZM228 63V62H227ZM53 64L54 65H56L55 67L53 66ZM84 64H86V63H84ZM84 64H83V66H84ZM103 64V63H102ZM189 64V65H190ZM193 64V63H192ZM218 64V63H217ZM16 65H19V64H16ZM131 65V64H130ZM134 65V64H133ZM132 65V66H133ZM182 67H181V66ZM221 65V64H220ZM224 65V64H223ZM36 65H31V66H29V72H28V74L30 75L31 74V72H32V70L34 69V68H37V67H35ZM206 66V65H205ZM211 66V65H210ZM214 66V65H213ZM259 66V65H258ZM4 67V66H3ZM6 67V66H5ZM17 67V66H16ZM15 67V68H16ZM22 66H20L19 65V69L21 68ZM82 67V66H81ZM106 67H107V69L109 70V68H110V66L108 65V63H106ZM126 67H128V63H127V65H126ZM134 67V66H133ZM178 67H180V68H178ZM164 68H165V66H164ZM163 68V69H164ZM202 68V67H201ZM235 68V67H234ZM239 68V67H238ZM255 68H258L257 66L255 67ZM40 69V68H39ZM125 69V68H124ZM160 73H159V75L156 77V79H160L161 80V76L162 75H165L166 74V76L165 77H163L164 78V80L165 79H168L169 80V77L170 76H172V75H167V74H169V71H167L168 73H163L162 72V65L160 66ZM211 69V68H210ZM223 69H224V67H223ZM260 69V68H259ZM264 69V68H263ZM9 70V69H8ZM7 70V71H8ZM18 70V69H17ZM43 70V69H42ZM45 70V69H44ZM171 70V69H170ZM176 70V69H175ZM184 70V69H183ZM195 70V69H194ZM198 70V69H197ZM217 70V69H216ZM234 70V69H233ZM236 70V69H235ZM258 70V69H257ZM11 71V70H10ZM9 71V72H10ZM13 71V70H12ZM47 71V70H46ZM68 71V70H67ZM190 71H191V69H190ZM230 71V70H229ZM253 71V70H252ZM252 71H250V72H252ZM255 71V70H254ZM262 71V70H261ZM19 72V71H18ZM42 72V71H41ZM129 72V71H128ZM192 72V71H191ZM212 72V71H211ZM259 72V71H258ZM136 73V72H135ZM188 73H190V72H188ZM210 73V72H209ZM224 73H225V71H224ZM227 73V72H226ZM229 73V72H228ZM254 73V72H253ZM8 74V73H7ZM37 74H38V72H37ZM36 74V75H37ZM41 74V73H40ZM39 74V75H40ZM183 74H185V73H183ZM187 74V73H186ZM191 74V73H190ZM197 74V73H196ZM215 74V73H214ZM220 74V73H219ZM251 74V73H250ZM18 75V74H17ZM132 75V74H131ZM130 75V76H131ZM192 75V74H191ZM191 75H189V76H191ZM241 75V74H240ZM245 75H247V74H245ZM262 75V74H261ZM5 76V75H4ZM7 76V75H6ZM16 76V75H15ZM33 76H34V74H33ZM32 76V77H33ZM42 76V75H41ZM79 76V75H78ZM133 76V75H132ZM140 76V75H139ZM143 76V77H144ZM208 76V75H207ZM206 76V77H207ZM254 76V75H253ZM24 77V76H23ZM31 77V76H30ZM35 77V76H34ZM64 78H63V81H61L58 85H51V87H50V89L48 90V91H46V92H44L43 93V98L42 99H40L38 102H37V104H34L33 105V107H32V109H29V110H31L32 111V113L31 114H28V115H26L25 117H26V119H24V120H19V117H17V118H12V119H6V120H3V122H1L0 123V131L3 133V134H7V133H10V132H12V131H14V130H16V126H17V124H18V122H21V124H20V126H19V130H20V134H23L26 130H28L29 129V125L30 124H33L34 123V121H35V119H37V117L36 116H38V115H40L41 114V116H42V118H43V121H44V119H45V117L47 116L48 117V115H47V113H45V111H46V106L48 105H54L55 104V106H58V104L60 103V101H61V99L63 98V93H64V91H65V89L67 88V82H66V80H64L65 79V77L66 76H63ZM77 77V76H76ZM234 77V76H233ZM243 77V76H242ZM259 77V76H258ZM2 78V77H1ZM25 78H27V77H25ZM186 78V77H185ZM190 78V77H189ZM221 78V77H220ZM224 78V77H223ZM227 78V77H226ZM250 78V77H249ZM257 78V77H256ZM70 79V78H69ZM137 79V78H136ZM206 79H208V78H206ZM225 79V78H224ZM223 79V80H224ZM253 79V78H252ZM72 80H74V79H72ZM130 80V79H129ZM163 80V81H164ZM167 80V81H168ZM188 80V79H187ZM194 80H196V79H194ZM216 80V79H215ZM219 80V79H218ZM222 80V81H223ZM241 80V79H240ZM249 80V79H248ZM2 81V80H1ZM65 81V83H62V82H64ZM157 82H159V80H156ZM155 81V82H156ZM166 81V80H165ZM164 81V82H165ZM200 81V80H199ZM205 81V80H204ZM206 81H208V80H206ZM225 81V80H224ZM243 81V80H242ZM245 81V80H244ZM263 81H264V79H263ZM8 82V81H7ZM120 82V81H119ZM122 82V81H121ZM23 83V82H22ZM67 83V84H66ZM183 83V82H182ZM205 83V82H204ZM212 83V82H211ZM218 83H219V81H218ZM33 84V83H32ZM40 84V81L38 82H35L34 83V85H39ZM220 84V83H219ZM223 84V83H222ZM67 85V86H66ZM118 85V84H117ZM177 85V84H176ZM190 85V84H189ZM255 85V84H254ZM257 85V84H256ZM22 86V85H21ZM80 86V85H79ZM180 86V85H179ZM196 86V85H195ZM121 87V86H120ZM181 87V86H180ZM214 87V86H213ZM247 87V86H246ZM109 88V87H108ZM118 88V90H116L115 92H111V94H110V96L111 95H119V94H121V91L119 90V87H117ZM116 88V89H117ZM177 88V87H176ZM259 88H262V90H263V88H264V83H262L261 85H260V87ZM31 89V88H30ZM36 88H33V92L32 93H35L36 92V90H35ZM161 89V88H160ZM165 89V88H164ZM213 89V88H212ZM239 89V88H238ZM241 89V88H240ZM1 90H3V89H1ZM0 90V91H1ZM38 90V89H37ZM107 90V89H106ZM156 90V89H155ZM185 90V89H184ZM186 90H189L187 87H186ZM195 90V89H194ZM207 90H209V89H207ZM216 90V89H215ZM224 90V89H223ZM236 90V89H235ZM41 91V90H40ZM100 91V90H99ZM109 91V90H108ZM112 91V90H111ZM260 91H261V89H260ZM260 91L259 92H257V93H260ZM87 92V91H86ZM102 92V91H101ZM206 92V91H205ZM212 92V91H211ZM226 92V94H228L229 92L228 91H225ZM228 92V93H227ZM255 92V93H256ZM264 92V91H263ZM3 93V92H2ZM12 93V92H11ZM88 93V92H87ZM90 93V92H89ZM88 93V94H89ZM97 93H99V92H97ZM109 93V92H108ZM219 93V92H218ZM38 94V93H37ZM83 94V93H82ZM81 94V95H82ZM87 94V95H88ZM100 94V93H99ZM98 94V95H99ZM183 94H184V92H183ZM205 94V93H204ZM1 95V94H0ZM101 95H102V93H101ZM185 95H186V93H185ZM213 95H214V93H213ZM217 95V94H216ZM237 95V94H236ZM235 95V96H236ZM262 95V94H261ZM3 96V95H2ZM88 96H90V95H88ZM121 96H122V94H121ZM162 96V95H161ZM181 96V95H180ZM193 96H194V94H193ZM196 96V95H195ZM204 96V95H203ZM229 95H227V97H228ZM234 96V97H235ZM242 96V95H241ZM254 96V95H253ZM65 97H66V95H65ZM82 97V96H81ZM154 97V96H153ZM156 97V96H155ZM165 97V96H164ZM222 97H223V94H222ZM169 98V97H168ZM199 98V97H198ZM7 99V98H6ZM139 99H140V97H139ZM184 99V98H183ZM192 99V98H191ZM205 99V98H204ZM222 99V98H221ZM220 99V100H221ZM260 99H262V98H260ZM30 100V99H29ZM35 99H31V102L32 103H30V104H28V105H26L27 106V108H30V106L33 104V103H35V101H34ZM64 100V99H63ZM62 100V101H63ZM169 100V99H168ZM175 100V99H174ZM263 100V99H262ZM261 100V101H262ZM167 101V100H166ZM171 102H172V100H171ZM219 102V101H218ZM256 102H258V101H256ZM158 103V102H157ZM174 103V102H173ZM203 103V102H202ZM207 103V102H206ZM219 104V103H218ZM258 104V103H257ZM1 105V104H0ZM46 105V106H45ZM52 105H51V107H52ZM158 105V104H157ZM161 105V104H160ZM260 105H262L261 103H260ZM21 106V105H20ZM24 106V105H23ZM45 106V107H44ZM202 106V105H201ZM264 106V105H263ZM50 107V108H51ZM157 107V106H156ZM205 107V106H204ZM219 107H222V106H219ZM5 108V107H4ZM113 108H115V107H113ZM208 108V107H207ZM214 108V107H213ZM52 109V108H51ZM152 109V108H151ZM150 109V110H151ZM19 109H17V111H18ZM154 110V109H153ZM180 110H181V108H180ZM251 110V109H250ZM254 110H256V109H254ZM163 111V110H162ZM193 111V110H192ZM194 111H196V110H194ZM259 111V110H258ZM48 112V111H47ZM150 112V111H149ZM220 112V111H219ZM124 113V112H123ZM132 113V112H131ZM152 113V112H151ZM175 113V112H174ZM17 114H19L18 112H17ZM49 114V113H48ZM51 114V113H50ZM55 114V113H54ZM89 114V113H88ZM90 114H91V112H90ZM95 114V113H94ZM93 114V115H94ZM194 114V113H193ZM198 114V113H197ZM202 114V113H201ZM241 114V113H240ZM21 115V114H20ZM122 115V114H121ZM121 115L120 114H116L114 117H112L111 119H109L108 118V114L107 115H105L104 117H102V120L104 121V122H107V124H108V126L109 125H111V124H113L108 130H106V132H113L112 130H115V129H112L113 127L115 128V126H119V125H126V122L128 121V119L129 118H126V116H124L123 117V120H122V122H120V117H121ZM173 115V114H172ZM171 114H170V117L172 116ZM195 115V114H194ZM256 115H258V114H256ZM18 116V115H17ZM74 116V115H73ZM97 116V115H96ZM112 116V115H111ZM200 116V115H199ZM242 116H244V115H242ZM76 119L77 118H81V117H76V116H74ZM74 117H73V119H74ZM101 117V116H100ZM130 117V116H129ZM155 117V116H154ZM164 117V116H163ZM169 117V118H170ZM47 119V118H46ZM58 119V118H57ZM101 119V118H100ZM151 119V118H150ZM189 119V118H188ZM227 119V118H226ZM19 120V121H18ZM40 120V119H39ZM146 120H148V119H146ZM214 120V119H213ZM228 120V119H227ZM230 120V119H229ZM90 121V120H89ZM100 121V120H99ZM102 121V122H103ZM167 121H168V119H167ZM205 121V120H204ZM47 122V121H46ZM46 122H44V124L46 123ZM92 122V121H91ZM163 122V121H162ZM227 122V121H226ZM47 123H49V121L47 122ZM51 123V122H50ZM49 123V124H50ZM53 123V122H52ZM141 123V122H140ZM163 123H166V122H163ZM181 123V122H180ZM186 123H188V122H186ZM209 123V122H208ZM220 123V122H219ZM43 124V125H44ZM99 124V123H98ZM106 124V125H107ZM142 124V123H141ZM150 124V123H149ZM175 124V123H174ZM218 124V123H217ZM245 124V123H244ZM101 125V124H100ZM104 125V124H103ZM162 125V124H161ZM172 125V124H171ZM188 125V124H187ZM202 125V124H201ZM207 125V124H206ZM230 125V124H229ZM243 125V124H242ZM32 126V125H31ZM145 126V125H144ZM157 126V125H156ZM225 126V125H224ZM44 127V126H43ZM147 127V126H146ZM169 127V126H168ZM175 127V126H174ZM184 127V126H183ZM182 127V128H183ZM195 127V126H194ZM227 127V126H226ZM235 127H236V125H235ZM172 128V127H171ZM190 128V127H189ZM205 128V127H204ZM216 128V127H215ZM230 128V127H229ZM112 129V130H111ZM174 129V128H173ZM193 129V128H192ZM196 129V128H195ZM201 129V128H200ZM199 129V130H200ZM208 129V128H207ZM245 129V128H244ZM111 130V131H110ZM117 130V129H116ZM150 130V129H149ZM149 130H146L147 132L149 131ZM203 130V129H202ZM155 131V130H154ZM171 131V130H170ZM169 131V132H170ZM180 131V130H179ZM42 132V131H41ZM105 132V131H104ZM150 132V131H149ZM151 132H153V131H151ZM186 132V131H185ZM247 132V131H246ZM146 133V132H145ZM176 133V132H175ZM183 133V132H182ZM181 133V134H182ZM41 134H43V133H41ZM158 134H160V133H158ZM192 134V133H191ZM243 134V133H242ZM247 134V133H246ZM34 135V134H33ZM36 135V134H35ZM34 135V136H35ZM174 135V134H173ZM173 135H172V137H173ZM238 135V134H237ZM33 136V137H34ZM52 136V135H51ZM94 138L92 139V141H89L88 143H87V146L84 148H74V149H69L68 150V152H70V153H78L77 154V157L75 158V160H74V162L76 163V165H74V166H72L71 168H70V170H66V171H59L58 172V174H56L55 175V177H57V182L60 184L62 181L64 182L63 183V185L62 186H64V188H58V190H57V193L55 194V192L56 191H53L52 189L54 188V185H52V187L50 188V189H44V187L43 188H41V189H38L37 191H36V193H37V196H36V200H35V202L33 203V204H29V202H27L26 204H24L23 206H21V205H19L18 207H17V209H15L14 210V212H12V214L9 216V217H6L5 218V220L3 221V225L0 227V228H2L1 230H0V249L2 250V252L4 253V254H6V255H8V256H10L11 255V253L9 254V253H6L8 250L5 248V245H6V239H7V241L9 242V244H11L12 243V241L14 240V237L18 234V241H20V243L22 242V243H24V238L27 236V237H29L30 238V236H31V234L33 233V235H35L36 237H37V239H36V244H38V242L40 241V240H42V239H40L41 238V232H44V231H46V235L48 236V240H50V242L52 241V240H55V239H59V238H62V239H64V241L66 242V243H64L62 246H61V248L59 249V250H57V255L55 254V252L53 251V250H50V249H45L44 248V246L42 247V248H44V250L45 251H47L48 252V254H47V256H50V257H48V260L50 261H52L50 264H66L67 262H69V261H71V259L73 258V254L75 253L76 254V252L74 251V249L73 250H71L75 245H79V244H82V243H84V241H87V237H88V235H86L85 234V231H84V233L82 232V233H80V232H78V231H76V235L74 236V234L72 235L71 233V236L69 237V239L66 237L67 236V234H69V231H66V228H68V226H71V227H74V226H78V225H80V226H82L83 228H86V227H91V226H94L92 223H89V219L87 220H83L82 219V214H83V209H84V211H90V210H95V212H96V214H95V220H96V222L97 223H99V224H96V226L97 227H99L100 229L102 228V229H104V228H107L106 226H112L113 227V225H115L116 223H117V219H115L114 220V216L116 215V213L115 214H113L112 213V215H109L113 210H115L116 209V207H115V203L116 202H118V201H121L122 200V202H123V204L125 205L126 203H127V199L125 200L124 198H125V196L127 195V194H130V193H132V192H134V196H132L133 194H131V196L133 197V201L135 202V206H140L139 207V211L138 212H142V210H144L145 208H148L149 207V205L151 206V208L155 211V213L154 214H151V218H153V216H155V214H157L158 212H160L159 210L161 209V208H164V209H167L168 210V212H169V210H170V215L173 213L172 212V209L170 208V204L168 203V200L166 199V197L163 195L164 194V190H165V187L167 186L166 184V186L164 187V190L162 189V187H158V183L156 182V180L155 181H153L152 180V178L151 179H149L147 176L149 175V174H151V175H154V174H156L155 172L153 173V171L155 170L154 169V163H152V161L155 159L154 158V153H155V151H156V146H155V144L154 143H151V145H149V146H145L144 148H145V150L147 151V153H146V155L145 156H148L146 159H144L145 161H144V164H143V166L144 167H146V171H148L147 173H146V177L142 180V182L139 184V182H138V185L136 186L135 184H133V185H135V187H134V189H133V187H132V184H131V189H127L128 188V186H127V188L125 187L124 188V190L123 191H121V193L119 194L118 193V191H116V193L115 194H119V196H115V198L116 199H112L113 201H112V203H111V206H110V204H109V202H108V206H105L106 208H103V209H105L106 211L105 212H103V213H105L106 214V216L107 215H109V216H107V217H105V215H103L102 213H101V209H99V205L101 204L100 202H103V198L102 199H100L99 198V195H101L100 194V191H101V189H99V187H98V185H100V184H98V181L99 180H101L102 178H100V176H96L95 175V178L93 177V164H96V163H98V162H100L101 160H103V159H105V156H106V154H108V151H116V148H117V145L119 144V143H117L116 142V140L114 139V138H112V139H110L108 142H106V143H101V144H99L98 142H100V141H103L104 140V138H106V133H103L100 129H98V128H96L95 130H94V133H93V135H92ZM114 136V135H113ZM235 136V135H234ZM37 137V136H36ZM241 137V136H240ZM48 138H50V137H48ZM48 138L47 137H45V136H41L40 137V142H38V147L40 148L41 146H42V144H41V142H45L46 144L48 143L47 141H48ZM68 138V137H67ZM131 138V137H130ZM156 138V137H155ZM171 139V138H170ZM85 140V139H84ZM153 140V139H152ZM69 141V140H68ZM169 141V140H168ZM192 141V140H191ZM240 141V140H239ZM152 142V141H151ZM174 142V141H173ZM183 142V141H182ZM198 142V141H197ZM196 142V143H197ZM209 142V141H208ZM241 142V141H240ZM243 142V141H242ZM28 143V142H27ZM51 143V142H50ZM194 143V142H193ZM199 143V142H198ZM190 144V143H189ZM216 144V143H215ZM228 144V143H227ZM27 145V144H26ZM187 145V144H186ZM195 145V144H194ZM61 146V145H60ZM141 146H143V143L141 144ZM43 147V146H42ZM147 147V148H146ZM168 147V146H167ZM143 148V149H144ZM158 148V147H157ZM203 148V147H202ZM230 148H232V147H230ZM229 148V149H230ZM2 149V147L0 146V150ZM21 149H24L25 150V146L23 147V148H21ZM20 149V150H21ZM174 149V148H173ZM184 149V148H183ZM193 149H195V148H193ZM261 149H263V148H261ZM260 149V150H261ZM38 150V149H37ZM172 150V149H171ZM188 150V149H187ZM191 150V149H190ZM258 150V149H257ZM264 150V149H263ZM137 151V150H136ZM46 152V151H45ZM64 152V151H63ZM34 153H35V155L33 156L34 157V159H35V157H36V160H37V162L36 163H38V165L40 166L41 165V158H42V155H40L39 153H38V151H34ZM111 153V152H110ZM144 153V152H143ZM232 153H235L234 151H232ZM262 153V152H261ZM69 154V153H68ZM167 154V153H166ZM211 154V153H210ZM72 155V154H71ZM144 155V154H143ZM207 155V154H206ZM205 155V156H206ZM230 155V154H229ZM234 155V154H233ZM264 155V154H263ZM54 156V155H53ZM109 156V155H108ZM165 156V155H164ZM189 154L187 155V160L186 161H188L189 160ZM231 156V155H230ZM229 156V158L227 157V162L229 163H232V162H235V161H231V157ZM260 156H261V154H260ZM7 154H1L0 155V159H1V162L4 160V159H7ZM12 157H15L17 160H21V161H29L30 160V157H31V155H30V153H24V152H19V153H17V154H14ZM208 157V156H207ZM241 157V156H240ZM240 157H239V159H240ZM262 157V156H261ZM164 158V157H163ZM185 158V159H186ZM210 158V157H209ZM166 159V158H165ZM197 159V158H196ZM234 159V158H233ZM260 159V158H259ZM156 160V159H155ZM143 161V160H142ZM141 161V162H142ZM147 161V162H146ZM163 161V160H162ZM260 161V160H259ZM261 161L263 162V160L261 159ZM31 162V161H30ZM85 162H87L88 163V165H89V172L90 173H92V175L90 176V177H92L91 179H90V177L88 178L89 180L88 181H90L89 182V186L86 188V189H84V193L86 192V195H83V196H81V198H79L80 200H78V201H76V199H74V197L77 195V193L78 192H80L81 190H82V187H84V184H85V181H87V180H83V178H84V175L80 172V170H79V167H82L83 166V164L85 163ZM140 162V163H141ZM193 162V161H192ZM196 162H198V160L196 161ZM120 163V162H119ZM199 164H200V162H198ZM202 163V162H201ZM236 163V162H235ZM235 163H233L232 165H234L236 168H237V172H235V173H233L232 172V174L230 173L231 171H226V172H224V173H222L223 174V176H222V178H223V187L221 188V193L222 194H226L227 193V195H230L229 197H231L230 198V200H231V202L229 203V207H224V211H223V214L225 215V217L223 218V219H225V220H228L229 218L231 219L232 218V216L233 215H235V213H240V216L243 218L244 217V215H246V213H247V211L246 210H244L243 208H242V212L240 211V209H239V207H238V205L241 203V200L243 199V198H245V197H242V196H244V195H242L241 196V198H237V196L238 195H241L240 193L241 192H239V194H237V191L236 190H238L237 188H233L234 187V185L233 184H235L236 183V181L234 180V178L236 179H239L240 178V176L242 175L243 176V174L241 173V168H240V166L241 165H239V166H237V164L235 165ZM11 164V163H10ZM165 164V163H164ZM203 164V163H202ZM225 164H226V160H225ZM172 165H174V164H172ZM183 165V164H182ZM198 165V164H197ZM204 165H207L206 163H204ZM66 166V165H65ZM68 166V165H67ZM156 166V165H155ZM159 166V165H158ZM212 166V165H211ZM218 166V165H217ZM224 166V165H223ZM87 167V166H86ZM179 167H180V165H179ZM231 167H233V166H231ZM235 167H234V169H235ZM156 168V167H155ZM171 168V167H170ZM183 168V167H182ZM198 168V167H197ZM202 167H200V169H201ZM141 169V168H140ZM192 169V168H191ZM196 169V168H195ZM204 169V168H203ZM207 168L205 167V172H207L208 170H206ZM233 169V168H232ZM258 169V168H257ZM39 170V169H38ZM168 170H169V168H168ZM171 170V169H170ZM126 171V170H125ZM124 171V172H125ZM136 171V170H135ZM173 171V170H172ZM202 171V170H201ZM204 171V170H203ZM236 171V170H235ZM238 171H240V172H238ZM39 172V171H38ZM40 172H41V170H40ZM51 172V171H50ZM132 171H127L126 172V176L127 175H130V173H131ZM174 172V171H173ZM181 172V171H180ZM192 172V171H191ZM191 172H190V174H191ZM46 174H47V172H45ZM95 173V172H94ZM111 173V172H110ZM167 173V172H166ZM165 173V174H166ZM189 173V172H188ZM196 173V172H195ZM198 173V172H197ZM201 173V172H200ZM55 174V173H54ZM89 174V173H88ZM87 174V175H88ZM138 174V173H137ZM202 174V173H201ZM45 175V174H44ZM50 175H52V174H50ZM98 175V174H97ZM124 175V176H125ZM204 175H205V173H204ZM125 176V177H126ZM180 176V178H184V180H185V178L188 176L186 173L184 174V173H182L181 175H179ZM241 176V177H242ZM51 177H53V176H51ZM128 177V176H127ZM136 177H138V176H134V179L132 180V181H134L135 179H136ZM214 177V176H213ZM111 178V177H110ZM164 178V177H163ZM216 178V177H215ZM0 179H2V178H0ZM45 179V178H44ZM84 179H86V178H84ZM35 180H36V177L34 176L31 180H30V183H29V186L27 187L28 188V191H29V193H31L32 192V186H33V184H34V182H35ZM103 180V179H102ZM107 180H109V179H107ZM106 180V181H107ZM112 180H117V179H111V181L109 182V181H107V184H108V182H109V184H108V188L110 187V189H112V188H114V189H116L114 186H116L117 185V183H118V181L116 182V181H112ZM122 180V179H121ZM210 180V179H209ZM208 180V181H209ZM4 181H6V180H4ZM4 181H2V182H4ZM104 181V180H103ZM120 181V180H119ZM123 181V180H122ZM163 181V180H162ZM185 181H187V180H185ZM200 181L201 180H199V178L197 177V179H195V180H193L192 182H191V187L189 188V191H188V194H187V196L186 197H184V198H190L194 193H198V195H197V197L195 198L196 200V204H194V205H196L194 208V211H195V217L194 218H191V217H189V224H192L193 225V232L191 233V235H190V238H191V241H192V245H191V249H190V251H189V253H187L186 254V251H184V245L183 244H181V242H178V243H180L181 245L180 246H178V248L176 247L175 249H177V253L178 252H180V256H179V258H178V261L177 262H175V264H181V263H183V262H185L186 263V261H189L190 260V262H194V260H197V263H199V264H211L210 263V261H211V253H213L214 251L213 250H215V248H218V249H216V251L217 252H214V256H215V253H217L218 254V250L220 251L221 250V248L222 249H224L225 248V252H227V250L226 249H228L229 247H231V245L236 241V237L238 236V234L240 233V231H241V229L238 231V227L236 228L237 229V231H238V233H235V231L233 232V233H235L234 235L235 236H231V237H233L232 239H231V241H230V239H229V241H227L228 243H229V245L227 244V247H225V245H223V246H221L222 245V243H220L221 242V239H222V237H223V235H225L224 233H226L227 232V230L229 229V228H227L228 226H226V224L228 223V222H224L223 220H221V217H219V212H216L217 213V215H215L217 218H215V220H212L210 217V219L212 220V224H209V226L211 225L212 227H214V229H213V231L212 232H210L209 234H210V243H208V245L206 246V247H204V248H197V250H195V246H196V244H195V242L196 241H198L199 239H200V237L202 236V235H204V233L205 232H207L206 230H205V227H204V225H205V223H204V221L203 220H200V219H202L201 217H203V215H204V213H205V205H206V203L209 201L208 200V197L207 198H202L201 196H203L204 194H203V192L200 194V189H197L196 187H194V185H199V183H200ZM8 182V181H7ZM76 182H78V183H76ZM100 182H102V181H100ZM99 182V183H100ZM105 182V181H104ZM121 182V181H120ZM166 182V181H165ZM202 182V181H201ZM206 182V181H205ZM123 183H124V181H123ZM122 183V184H123ZM126 183V182H125ZM124 183V184H125ZM134 183V182H133ZM162 183V182H161ZM160 183V184H161ZM167 183H169V182H167ZM171 183V182H170ZM184 183L185 182H183V184H182V186H181V188H183L184 187ZM204 183V182H203ZM219 183V182H218ZM74 184H79L80 185V188L78 189V190H76V191H74V190H72L70 187H71V185L72 186H74ZM102 184V183H101ZM201 184V183H200ZM4 185V184H3ZM2 185V186H3ZM119 186H120V183L118 184ZM164 185V184H163ZM122 186V185H121ZM172 186V185H171ZM6 187H7V185H6ZM117 187V186H116ZM157 187V188H156ZM264 187V186H263ZM9 188H13V186L11 185V186H9ZM9 188H8V190H9ZM103 188V187H102ZM121 188H123V187H121ZM130 188V187H129ZM156 188V193L155 194H153V197L155 198V200H152V199H150L148 196V200L145 198V200L142 202V205H137L138 204V202L140 201V196L139 195H137V194H139L140 192L141 193H143V192H145V193H152V192H154V189ZM167 188V187H166ZM199 188V187H198ZM105 189V188H104ZM118 189V188H117ZM140 189V190H139ZM216 189H217V186L215 187L214 186V188H213V193L211 194V195H209L210 197L212 196L213 197V202L214 201H216V194L218 193L217 191H216ZM55 190V189H54ZM65 190V191H64ZM100 190V191H99ZM106 190V189H105ZM121 190V189H120ZM168 190H170L169 188H168ZM175 190V189H174ZM242 190V189H241ZM11 191V190H10ZM47 191V192H46ZM112 191V190H111ZM114 191V190H113ZM112 191V192H113ZM167 191V190H166ZM208 191V190H207ZM245 191V190H244ZM18 192V191H17ZM104 192V191H103ZM217 192V193H216ZM2 193V192H1ZM8 193V192H7ZM144 193V194H145ZM245 193V192H244ZM110 194V193H109ZM5 195V194H4ZM55 195H59V197L58 198H55ZM141 195V194H140ZM19 196V195H18ZM205 197H206V193H205V195H204ZM203 196V197H204ZM17 197V196H16ZM44 197H46V199L48 200V202L49 201H51L52 203L50 204V209L49 210H43L42 211V209L40 208V201H39V203H37L36 201L37 200H41V201H43V199H44ZM106 198V197H105ZM127 198V197H126ZM202 198V199H201ZM224 198V197H223ZM15 195L14 196H11V197H9L8 199H5V201L7 202V205H5V206H3V211H6L7 210V206L8 207H10L12 204H13V202H16L15 201ZM131 199V198H130ZM210 199V198H209ZM218 199V198H217ZM98 200H100V201H98ZM129 200V199H128ZM171 200H173V199H171ZM208 200V201H207ZM229 200V199H228ZM211 201V200H210ZM122 202H120V203H122ZM137 202V203H136ZM172 202V201H171ZM182 202V201H181ZM181 202H178L179 203V205H183L184 204V202L183 203H181ZM5 203V202H4ZM55 203V204H54ZM57 203V204H56ZM75 203H77V205L75 206V209H74V212L72 211L73 209H70V211H72V213L71 214H69V213H67L68 215H66V217L63 219H60V218H58V217H56V218H52V215H56L57 216V214L56 213H51L52 211V206H54V205H56L57 207H61L62 205H67V206H70L71 207V205L73 206V204L75 205ZM104 203V202H103ZM189 203V202H188ZM219 203V202H218ZM239 203V204H238ZM104 204H107V202L106 203H104ZM122 204V205H123ZM140 204V203H139ZM223 204V203H222ZM101 205H103V204H101ZM119 205V204H118ZM132 205H134V203L132 204ZM213 205L214 204H212V202L211 203H208V208H207V210H206V214L208 213H211V211H212V209L214 208L213 207ZM14 206V205H13ZM104 206V205H103ZM186 206V205H185ZM188 206V205H187ZM220 206H221V203H220ZM228 206V205H227ZM69 207V208H70ZM119 207V206H118ZM117 207V208H118ZM189 207V206H188ZM73 208H74V206H73ZM98 208V209H97ZM134 208V207H133ZM180 208V207H179ZM185 208V207H184ZM223 208V207H222ZM228 208H229V210H228ZM248 208V207H247ZM67 209V208H66ZM136 209H137V207H136ZM218 209V208H217ZM246 209V208H245ZM249 209V208H248ZM69 210V209H68ZM133 210V209H132ZM237 210H239V211H237ZM264 210V209H263ZM64 211V210H63ZM125 211V210H124ZM184 212L186 211V210H183ZM204 211V213H201V212H203ZM253 211V210H252ZM42 212V213H41ZM117 212V211H116ZM126 212H127V210H126ZM129 212V211H128ZM131 212H134V211H130L129 213H131ZM137 212V211H136ZM179 212V211H178ZM183 212V213H184ZM221 212V211H220ZM232 212H234V213H232ZM82 213V214H81ZM161 213V212H160ZM163 213V212H162ZM214 213V212H213ZM226 213H229V214H226ZM254 213H256V210H254L253 211V214ZM118 214V213H117ZM128 214V213H127ZM149 214V213H148ZM207 214V215H208ZM252 214V215H253ZM101 215H103L104 217H103V219L104 218H106V220H105V224L104 225H101V223L100 222H102L103 223V220L101 221V219H102V216ZM131 215H132V213H131ZM133 215H136V213H134ZM150 215V214H149ZM221 215V214H220ZM223 215V216H224ZM239 215V214H238ZM257 215V214H256ZM260 215V214H259ZM261 215H262V218L264 217V213H261ZM14 216V217H13ZM85 216H87L86 214H85ZM91 216V215H90ZM128 216H129V214H128ZM142 216V215H141ZM148 216V215H147ZM172 216V215H171ZM170 216V218H173V216L171 217ZM209 216H210V214H209ZM247 216V215H246ZM84 217V216H83ZM115 217H117V216H115ZM143 217V216H142ZM184 217H186V216H184ZM188 217V216H187ZM199 217H200V219H199ZM253 217H255V216H253ZM145 218V217H144ZM169 218V219H170ZM204 218V217H203ZM209 218L207 219V220H209ZM218 218H220V219H218ZM1 219V218H0ZM32 219H34V221L32 222ZM58 219H60V220H58ZM92 219V218H91ZM214 219V218H213ZM248 219H251L250 218V216H249V218ZM255 219H256V217H255ZM257 219H258V217H257ZM55 220H58L57 222H55ZM116 222H114V221ZM128 220V219H127ZM136 220V219H135ZM135 220H131V222L130 221H128V225L127 226H129L130 227V229H132L131 231V237L130 238H132V237H134V238H132L133 240H132V243L133 244H141V241L142 240H144V239H148V242H149V240H151V237H153V236H155V238H156V236L158 235L154 230H153V228H152V230H149V227H145V226H142V224L144 225V223H142V224H140V221L141 220H143V219H140V220H138V221H135ZM172 220V219H171ZM175 220V219H174ZM199 220V222H202L201 224L199 223V225L197 224V221ZM219 220H221V221H223L222 223H226V224H224V225H222V226H220L219 228L218 227H216L215 225H216V221H219ZM153 221H155V220H153ZM152 221V222H153ZM168 221V220H167ZM170 221V220H169ZM251 221V220H250ZM92 222V221H91ZM95 222V223H96ZM146 222V221H145ZM155 222H157V221H155ZM179 222V221H178ZM181 222V221H180ZM206 223H207V221H205ZM211 222V221H210ZM231 222V221H230ZM26 223H27V226H25L26 225ZM94 223V222H93ZM94 223V224H95ZM115 223V224H114ZM121 223V222H120ZM125 223L127 224V222H126V220H125ZM154 223V222H153ZM185 223V222H184ZM208 223H209V221H208ZM207 223V224H208ZM236 223V222H235ZM242 223V222H241ZM243 223H244V219H243ZM254 223V222H253ZM255 223H256V220H255ZM126 224H123V225H125V227H126ZM231 223H229V225H230ZM21 225V226H20ZM117 225H122V224H119V222H118V224ZM146 225V224H145ZM150 225V224H149ZM155 225H157L156 223H155ZM233 225H235L234 223H233ZM237 225H238V223H237ZM241 225V224H240ZM167 226V225H166ZM206 226V225H205ZM117 227V226H116ZM120 227V226H119ZM208 227V226H207ZM233 227V226H232ZM232 227H230V229H232ZM235 227V226H234ZM76 228V227H75ZM95 228V227H94ZM98 228V229H99ZM109 228V227H108ZM115 228V227H114ZM158 228V227H157ZM210 228V227H209ZM44 229V230H43ZM61 229H63V231H61ZM69 229V228H68ZM110 229V228H109ZM251 229V226L249 227V229H247V230H249L248 232H246V233H248L249 234V232L250 231H252V230H250ZM76 230V229H75ZM83 230V229H82ZM84 230H86V229H84ZM105 230H108V229H105ZM114 230V229H113ZM157 230V229H156ZM160 230V229H159ZM168 230V229H167ZM211 230V229H210ZM233 230V229H232ZM235 230V229H234ZM71 231V230H70ZM161 231V230H160ZM226 231V232H225ZM228 231H230V230H228ZM88 232V231H87ZM89 232H91V231H89ZM167 232H169V230L167 231ZM231 232V231H230ZM156 233V234H155ZM159 233V232H158ZM161 233H162V231H161ZM88 234V233H87ZM90 234V233H89ZM230 233L228 232V235H229ZM245 234V233H244ZM247 234V235H248ZM170 235V234H169ZM178 235H179V233H178ZM227 234H226V237L228 236ZM90 236V235H89ZM127 236V235H126ZM208 236V235H207ZM245 236H246V234H245ZM148 237V238H147ZM247 237V236H246ZM251 237H252V235H251ZM99 240L96 242V249L97 250H99V251H103V250H111V247H113L111 244H107L106 243V241L107 240H109L110 238H111V236H108V235H106V236H99ZM129 238V239H130ZM249 238V237H248ZM247 238V239H248ZM187 239V238H186ZM205 239H207V237L205 238ZM205 239H201V240H199L200 241V244H202L201 242H204V240ZM227 239V238H226ZM252 239V238H251ZM105 240V241H104ZM228 240V239H227ZM262 240H264V236L262 237ZM123 241H125V240H123ZM123 241H121V242H123ZM207 241V240H206ZM226 241V240H225ZM244 241H246V239L244 240ZM249 240H247V242H248ZM251 241V240H250ZM249 241V242H250ZM176 242V241H175ZM208 242V241H207ZM260 242V241H259ZM95 243V242H94ZM156 243V242H155ZM165 243H167V242H165ZM205 243V242H204ZM224 243H226V242H224L223 241V244ZM133 244L131 245V244H129V245H127V246H124L123 245V247L122 246H119V247H117V248H120V250H122V249H129L128 250V252L127 253H129V251L132 249V247H134L133 246ZM147 242H146V245H145V248L147 249ZM261 244V243H260ZM259 244V245H260ZM34 245V244H33ZM175 245V244H174ZM203 245V244H202ZM201 245V246H202ZM137 246V245H136ZM170 246H172V245H170ZM186 246H187V244H186ZM144 247V246H143ZM154 247V246H153ZM165 247L166 246H163V251L162 252H160V253H163V254H165V253H167L168 251L167 250H165ZM221 247V248H220ZM224 247V248H223ZM136 248V247H135ZM143 249V251L141 250V249H139V248H136V253H137V255H138V253H141V255H142V253H144L145 252V250L146 249ZM240 248V247H239ZM95 249V250H96ZM241 249V248H240ZM79 250V249H78ZM94 250V251H95ZM173 250V249H172ZM93 251V250H92ZM119 251V250H118ZM123 251V250H122ZM213 251V252H212ZM222 251V250H221ZM224 251V250H223ZM19 252V251H18ZM38 252V251H37ZM98 252V251H97ZM117 252V251H116ZM225 252H223V254L225 253ZM238 252V250L236 249V251L234 252V254H233V256H232V258H231V261H228V264H231L232 263V261H233V259H235V255H236V253ZM81 253H82V251H81ZM91 252H89V254H90ZM99 253V252H98ZM115 253V252H114ZM175 253V251L174 252H171V253H168V258L167 259H165V261H163V262H165L164 264H173L172 262L174 261L173 260V254ZM176 253V254H177ZM221 253V252H220ZM19 254L20 255H18L19 256V258H20V256H22V255H24L25 253H23L21 250H20V252H19ZM78 254V253H77ZM80 254V253H79ZM85 254H87L86 256H88V253H86V251H85ZM100 254V253H99ZM129 254H132V252L131 253H129ZM135 254V253H134ZM176 254H175V256H176ZM184 254V255H183ZM216 254V255H217ZM223 254H220V255H223ZM32 255V254H31ZM84 255V254H83ZM107 255V254H106ZM111 255V254H110ZM112 255H113V253H112ZM118 255V254H117ZM133 255V254H132ZM136 255V256H137ZM144 255V254H143ZM213 255V254H212ZM40 256V255H39ZM78 256V255H77ZM76 256V257H77ZM120 256V255H119ZM134 256V255H133ZM155 256H158V255H155ZM160 256V255H159ZM162 256V255H161ZM166 256V257H167ZM36 257V256H35ZM38 257V256H37ZM75 257V258H76ZM113 257H114V255H113ZM127 257H128V255H127ZM142 257V256H141ZM237 257V256H236ZM3 258V257H2ZM154 258H156V257H154ZM104 259V258H103ZM106 259V258H105ZM139 259H141V258H139ZM176 259V258H175ZM220 259V258H219ZM225 259V258H224ZM10 260H12V259H10ZM73 260V259H72ZM76 260H78V258H76ZM116 260V259H115ZM143 260V259H142ZM192 260V261H191ZM217 260V259H216ZM259 260V259H258ZM21 262L20 260H17V262ZM30 261H32V260H30ZM114 261V260H113ZM118 261V260H117ZM130 261V260H129ZM128 261V262H129ZM161 261H162V259L160 260V259H156V260H154V261H152L153 263L152 264H161ZM176 261V260H175ZM199 261V262H198ZM214 261V260H213ZM218 261H220V260H218ZM218 261H216V262H218ZM7 262H9V261H7ZM87 262V261H86ZM89 262V261H88ZM98 262V261H97ZM119 262V261H118ZM162 262V263H163ZM215 262V261H214ZM213 262V263H214ZM215 262V263H216ZM221 262V261H220ZM259 262V261H258ZM261 262V261H260ZM1 263H3V264H5V258H3L2 260H1ZM45 263V262H44ZM83 263V262H82ZM81 263V264H82ZM132 263L133 264H150V260H146V262L145 263H141V261L140 262H138L137 260H135V261H132ZM248 263V262H247ZM13 264H16L15 262L13 263ZM19 264H27V263H19ZM28 264H43V256L41 257H38V259L36 260V261H32V262H29ZM75 264V263H74ZM92 264V263H91ZM96 264V263H95ZM114 264V263H113ZM127 264V263H126Z\"/></svg>", "mask_w": 264, "mask_h": 264}]
</instances>
